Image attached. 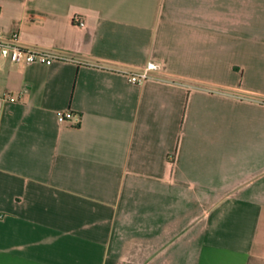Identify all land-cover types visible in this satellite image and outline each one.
<instances>
[{"label": "crops", "instance_id": "obj_1", "mask_svg": "<svg viewBox=\"0 0 264 264\" xmlns=\"http://www.w3.org/2000/svg\"><path fill=\"white\" fill-rule=\"evenodd\" d=\"M0 30L59 54L0 68V264H264V0H0Z\"/></svg>", "mask_w": 264, "mask_h": 264}, {"label": "built area", "instance_id": "obj_2", "mask_svg": "<svg viewBox=\"0 0 264 264\" xmlns=\"http://www.w3.org/2000/svg\"><path fill=\"white\" fill-rule=\"evenodd\" d=\"M74 20L80 24L85 23L84 18L80 14L74 16ZM59 54L42 49H34L24 46L20 42V35L14 32L10 36H5L0 30V68L5 61L13 63H52ZM162 66L159 62L149 61L145 66L127 71V74L133 82H144L150 78L155 77L154 72L160 71ZM20 98V94L13 90L0 91V107L6 101H15ZM75 114L72 110L60 111L58 116L60 121H65Z\"/></svg>", "mask_w": 264, "mask_h": 264}]
</instances>
